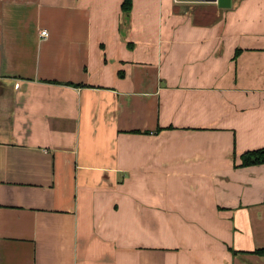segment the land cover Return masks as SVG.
Here are the masks:
<instances>
[{
	"label": "crops",
	"instance_id": "crops-1",
	"mask_svg": "<svg viewBox=\"0 0 264 264\" xmlns=\"http://www.w3.org/2000/svg\"><path fill=\"white\" fill-rule=\"evenodd\" d=\"M123 1L0 0V264H264V0Z\"/></svg>",
	"mask_w": 264,
	"mask_h": 264
},
{
	"label": "trees",
	"instance_id": "trees-1",
	"mask_svg": "<svg viewBox=\"0 0 264 264\" xmlns=\"http://www.w3.org/2000/svg\"><path fill=\"white\" fill-rule=\"evenodd\" d=\"M131 6V0H124L122 4V10L127 13ZM239 167H247L253 165L264 164V147L247 150L239 156ZM258 255L264 256V248L256 249L253 251Z\"/></svg>",
	"mask_w": 264,
	"mask_h": 264
},
{
	"label": "water",
	"instance_id": "water-1",
	"mask_svg": "<svg viewBox=\"0 0 264 264\" xmlns=\"http://www.w3.org/2000/svg\"><path fill=\"white\" fill-rule=\"evenodd\" d=\"M228 1L229 0H218V4H219V6H222V7H226V6H228Z\"/></svg>",
	"mask_w": 264,
	"mask_h": 264
},
{
	"label": "built area",
	"instance_id": "built-area-1",
	"mask_svg": "<svg viewBox=\"0 0 264 264\" xmlns=\"http://www.w3.org/2000/svg\"><path fill=\"white\" fill-rule=\"evenodd\" d=\"M40 35L42 37H47L48 36V32L46 30H41Z\"/></svg>",
	"mask_w": 264,
	"mask_h": 264
}]
</instances>
